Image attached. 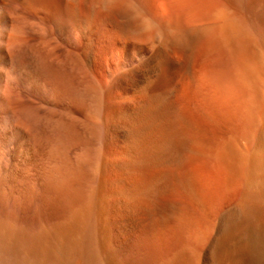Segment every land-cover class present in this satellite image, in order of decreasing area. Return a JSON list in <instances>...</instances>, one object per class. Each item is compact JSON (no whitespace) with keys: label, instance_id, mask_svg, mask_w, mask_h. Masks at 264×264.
Listing matches in <instances>:
<instances>
[{"label":"rangeland","instance_id":"374dc122","mask_svg":"<svg viewBox=\"0 0 264 264\" xmlns=\"http://www.w3.org/2000/svg\"><path fill=\"white\" fill-rule=\"evenodd\" d=\"M19 10L14 15L21 16ZM22 14L8 23L0 17V264H83L61 246L89 238L104 264H264L250 255L244 213L234 210L243 180L229 159L210 158L220 150L214 139L225 132L200 137L191 131V147L178 139L186 132L178 116L171 119L175 112L147 102L140 115L127 114L131 121L141 116L137 123L113 115L124 125L106 132L74 108L69 80L41 77L42 55L54 67L67 58L62 47L55 49L64 39L57 29L47 36L37 19ZM156 45L137 48L148 54ZM119 55L111 50L114 65ZM145 117L154 125L144 122L149 133ZM234 145L237 154L245 152L242 142Z\"/></svg>","mask_w":264,"mask_h":264},{"label":"bare ground","instance_id":"6f19581e","mask_svg":"<svg viewBox=\"0 0 264 264\" xmlns=\"http://www.w3.org/2000/svg\"><path fill=\"white\" fill-rule=\"evenodd\" d=\"M18 8L21 16L14 15ZM24 11L40 22L47 36L57 29L64 39L55 49L62 47L67 58L54 67L48 54L42 55L41 77L61 83L69 80L74 108L106 132L124 125L113 115L124 114L130 123H137L141 116L131 121L127 114L138 113L144 102L172 109L171 119L178 116V125L186 132L181 134L184 139L180 135L178 139L190 146L191 131L200 137L205 131L225 132L214 139V147L218 143L220 150L210 158L229 159L236 177L243 180L244 195L234 210L244 213L250 255L256 253L264 260V0H0V17L7 23L9 18L22 20ZM153 41L157 45L148 54L137 48ZM113 49L120 51L117 65L109 57ZM161 112L162 108L159 114L171 113ZM145 118L142 122L148 124ZM132 124L128 126L134 128ZM148 126L144 130L149 133L154 125ZM141 134L137 136L146 137ZM142 140V145L148 144ZM230 142L234 149L228 151ZM237 142H242L244 153L234 152ZM84 242H64L62 253L79 256L83 264H104L93 240Z\"/></svg>","mask_w":264,"mask_h":264}]
</instances>
